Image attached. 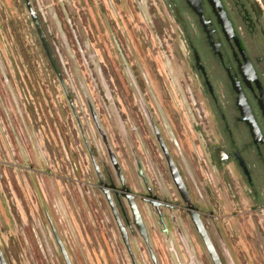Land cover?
Returning a JSON list of instances; mask_svg holds the SVG:
<instances>
[{"label":"rangeland","instance_id":"1","mask_svg":"<svg viewBox=\"0 0 264 264\" xmlns=\"http://www.w3.org/2000/svg\"><path fill=\"white\" fill-rule=\"evenodd\" d=\"M28 1L72 104L42 50L25 1L0 0L5 264H65L52 229L69 264H152L134 229V260L127 252L89 151L115 186L109 152L133 194H147L140 170L152 193L177 207L178 228L169 227L168 215L165 234L151 207L137 201L157 264H211L183 211L152 125L179 167L191 201L214 212L206 227L222 264H264V216L253 207L239 174L213 170L200 149L206 128L198 85L187 48L158 0ZM121 205L132 224L127 203Z\"/></svg>","mask_w":264,"mask_h":264},{"label":"flooded vegetation","instance_id":"2","mask_svg":"<svg viewBox=\"0 0 264 264\" xmlns=\"http://www.w3.org/2000/svg\"><path fill=\"white\" fill-rule=\"evenodd\" d=\"M158 2L187 48L189 70L198 85L197 97L206 128L201 129L200 149L213 170L221 174L231 173L233 170L239 174L243 190L249 195L253 207L264 216V0ZM154 7L158 9L155 5ZM55 63L57 65L56 61ZM57 69L59 70L58 65ZM172 162L186 188L190 203L195 208L192 213L198 215L209 237L206 222L213 220L214 212L200 210L191 201L181 171L173 160ZM138 174L146 186V195L133 194L121 173L120 177L117 176L118 186L112 183L108 175L104 177L103 173L102 185H99L104 198L107 195L114 204L126 235L127 247L122 239L123 244L133 260L130 238L133 229L139 236L140 232L133 222L128 204L132 224L124 218L121 204L123 200L127 203L126 197L132 198L146 235L137 206L138 200L151 207L163 233L169 232L170 225L178 228L173 216L177 210L175 204L154 195L140 170ZM226 181L228 177L225 176ZM159 189L162 195L167 196L162 186ZM182 208L189 217L184 203ZM168 215H171L169 227L165 223ZM52 234L61 255L56 237L68 259L66 250L53 229ZM220 260L223 263V259Z\"/></svg>","mask_w":264,"mask_h":264},{"label":"water","instance_id":"3","mask_svg":"<svg viewBox=\"0 0 264 264\" xmlns=\"http://www.w3.org/2000/svg\"><path fill=\"white\" fill-rule=\"evenodd\" d=\"M25 1V7H26V10L28 11V14L30 16V19H31V22H32V25L34 27V30H35V33H36V36L38 38V41L42 47V50L49 62V65L53 71V73L55 74L60 86L62 87L63 89V92L71 106V100L69 99V96H68V93H67V90H66V87L64 85V81H63V78L59 72V70L57 69V65L55 63V60H54V57L52 55V52H51V49L47 43V40L45 38V35L41 29V26L39 24V21L37 19V16L35 14V12L33 11V9L31 8L30 6V3L28 0H24ZM152 129H153V133L155 135V138H156V141L159 145V148L163 154V157L165 159V162H166V165H167V168H168V171H169V174L171 176V179H172V182L179 194V196L181 197L183 203L185 204V207L186 209L189 211L188 212V215L190 217V220L199 236V238L201 239V242L207 252V255L209 256V259L211 261V264H222L221 263V260L215 250V248L213 247L208 235H207V232L205 231L201 221L199 220V217L197 214H194L192 213V211L195 210V208L191 205L190 203V200H189V197L187 195V191H186V188L181 180V177L177 171V168L175 167V165L173 164L172 160H171V157L168 153V150L161 138V135L159 134L157 128L155 126L152 125ZM89 154H90V158H91V162H92V166L94 168V171H95V174L97 176V179L99 181V185H102L101 184V173L99 172V167L96 165L94 159H93V156L91 155V152L89 151ZM109 158L111 160V163L113 164V167H114V170L117 172V176L120 177V172H119V168L115 162V159L114 157L112 156V154L109 152ZM127 199V204L130 208V211H131V214H132V219H133V222L135 223V226L136 228L139 230L140 232V237L143 239L146 247H147V250L149 252V256H150V259L152 261V264H157V261L153 255V252L151 251L150 249V246H149V243H148V238H147V235L144 233V230H143V227L141 225V221H140V217H139V214L135 208V205L132 203V198L131 197H126ZM106 201H107V204L111 210V213L113 215V218L117 224V227H118V230L120 232V235L125 243V246L127 247V239H126V235H125V232H124V229H123V226L121 225L120 223V220H119V217L117 215V212L115 210V207H114V204L113 202L110 200V198L106 195ZM56 237V235H55ZM56 240H57V243L61 249V252H62V256H63V259L65 261V264H69V260L67 259L63 249H62V246L59 242V240L57 239L56 237ZM0 264H5V261H4V258H3V255L1 253V250H0Z\"/></svg>","mask_w":264,"mask_h":264},{"label":"trees","instance_id":"4","mask_svg":"<svg viewBox=\"0 0 264 264\" xmlns=\"http://www.w3.org/2000/svg\"><path fill=\"white\" fill-rule=\"evenodd\" d=\"M48 43V42H47Z\"/></svg>","mask_w":264,"mask_h":264}]
</instances>
